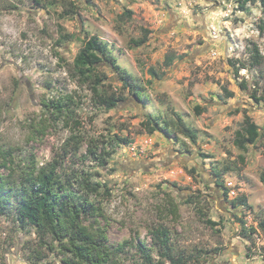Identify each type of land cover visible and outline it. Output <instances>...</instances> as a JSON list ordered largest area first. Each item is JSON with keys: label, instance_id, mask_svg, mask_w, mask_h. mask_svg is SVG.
Returning <instances> with one entry per match:
<instances>
[{"label": "rangeland", "instance_id": "1", "mask_svg": "<svg viewBox=\"0 0 264 264\" xmlns=\"http://www.w3.org/2000/svg\"><path fill=\"white\" fill-rule=\"evenodd\" d=\"M127 11L130 19L120 18ZM144 30L146 42L134 45ZM90 37L107 45L141 101L120 90L118 73L102 63L97 71L125 101L109 111L97 106L73 68ZM167 54L175 56L170 67L163 66ZM263 91L259 2L241 9L238 0H0V147L39 165L61 160V145L71 134L67 120L50 116L42 103L72 98L70 113L85 141L78 155L63 159L62 174L109 190L98 200L108 244L120 246L113 264H142L138 243L159 260L151 239L157 225L167 227L173 253L183 255L184 264H264V231L258 228L264 220V141L246 151L233 143L242 111L264 127V108L250 98ZM170 107L197 130L195 144L172 128L169 135L142 132L145 116L172 118ZM42 126L44 133H37ZM115 136L131 143L114 147ZM103 144L115 150L103 166L83 157L87 146ZM237 197L246 205L233 207L230 200ZM169 199L178 206L177 217L168 212ZM206 220L218 225L211 228ZM38 252L45 256L39 263ZM0 264H60V257L46 254L33 228L20 224L11 208L0 214Z\"/></svg>", "mask_w": 264, "mask_h": 264}, {"label": "trees", "instance_id": "2", "mask_svg": "<svg viewBox=\"0 0 264 264\" xmlns=\"http://www.w3.org/2000/svg\"><path fill=\"white\" fill-rule=\"evenodd\" d=\"M238 1L241 9L247 3L259 2L264 13V0ZM130 16L131 12L127 11L120 18L130 19ZM147 34L148 31L144 30V35L133 41V44L136 46L144 44ZM66 38L67 36L63 37L65 40ZM174 59V54H167L163 60V66L170 67ZM102 63H108L118 73L122 82L120 90L128 91L138 101H141L140 94L134 90L129 76L119 69L107 45L96 37H90L82 41V47L73 60V68L79 82L88 86L92 99L98 107L109 111L125 101L123 92L107 85L105 76L97 71ZM149 73L154 75L152 69ZM244 85L242 82L240 88L244 89ZM223 91L226 98L233 97L232 92L226 89ZM250 98L255 103H261L264 108V91L260 96H256L253 92ZM71 99L70 96H66L42 103L50 116L58 120L64 117L67 120L65 127L71 134L61 145V160L55 158L50 163L39 165L32 156L27 161L17 160L14 148L0 147V214L4 215L14 208L16 220L20 224L31 226L38 246L44 249L46 254L59 256L60 264H113L116 252L120 251V246L113 248L108 244L106 231L102 226L104 211L101 201L98 200L101 195H108L109 190H106L100 182L91 181L90 178L76 176L74 173L62 174L63 159L73 154L78 155L85 141V138L78 134L81 129L80 122L72 117L73 111L70 113ZM169 110L172 118L161 119L145 116V119L139 123L142 132L153 135L155 132L164 131L165 135H169L168 128H172L195 144L198 136L197 130L184 121L171 107ZM194 111L196 115L202 113L199 106H195ZM238 112L236 110L234 113ZM242 114L243 120L240 129L235 132L233 143L239 150L246 151L248 145H254L260 140L264 141V127L259 128L246 112L242 111ZM45 129L46 127L42 126L36 132L43 134ZM111 141L114 142V147L131 143L129 138L117 136ZM91 147L89 145L85 148L83 157H91L92 161L99 166H103L106 159L115 152L114 147L108 150L104 144L100 148ZM215 177L217 188L223 190V197L228 200V188L224 187L218 173H215ZM83 178L85 179L82 180ZM261 179L264 182V173ZM238 203L246 205L244 198L237 197L230 200L233 207ZM166 204L169 214L177 217L178 206L173 200H167ZM205 223L211 228L218 225L211 220H206ZM258 228L264 231V220L258 223ZM242 230L247 232L243 226ZM252 231H255L254 228H250L248 232ZM169 236V230L163 225H157L151 232L152 244L160 252V259L157 261L154 260L144 243H138L137 249L140 252L142 264L185 263L183 255H174ZM38 253L37 262L39 263L45 259V256L41 255V252Z\"/></svg>", "mask_w": 264, "mask_h": 264}]
</instances>
